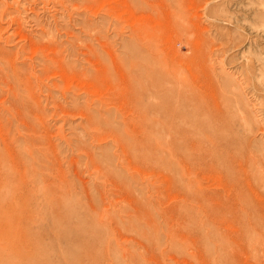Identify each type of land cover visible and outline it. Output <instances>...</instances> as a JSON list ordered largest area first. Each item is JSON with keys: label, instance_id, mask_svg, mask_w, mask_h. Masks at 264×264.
Segmentation results:
<instances>
[{"label": "rangeland", "instance_id": "rangeland-1", "mask_svg": "<svg viewBox=\"0 0 264 264\" xmlns=\"http://www.w3.org/2000/svg\"><path fill=\"white\" fill-rule=\"evenodd\" d=\"M252 223L264 0H0V264H261Z\"/></svg>", "mask_w": 264, "mask_h": 264}, {"label": "bare ground", "instance_id": "bare-ground-1", "mask_svg": "<svg viewBox=\"0 0 264 264\" xmlns=\"http://www.w3.org/2000/svg\"><path fill=\"white\" fill-rule=\"evenodd\" d=\"M128 6V5H127ZM130 6H132V4H129V6L128 7H130ZM128 9V8H127ZM132 14H133V11H132ZM132 16V15H131ZM133 17H134V15H133ZM133 22H135V21H133ZM138 25V24H137ZM149 34V30L147 29V28H145L144 26H143V24H141V26L139 27H135L134 28V30H133V35H134V39H135V41H137V42H139V43H143V44H146V43H149V37H146L147 35ZM152 36V35H151ZM105 46H107V45H105ZM138 76H142V75H144V76H146V78L147 79H149V80H151L152 81V87H154L155 88V86H157L156 84H155V82L152 80V79H155V73H154V71L153 70H148V71H144V69H139L138 71H137V73H136ZM122 83H124V85H123V88H124V90L125 91H123V93H125V95H126V97H128L127 95H131V97L133 98L132 100H130L131 101V104H133V105H138V103L139 102H142L144 99H146V95L147 96H150L149 94H150V90L149 89H147V87H146V90H143V89H140V94H139V98L142 100V101H136V104H135V98H134V96H136L137 94H138V92H137V90H136V88L135 87H133V86H130L129 84H128V81H127V77H126V80H124ZM124 95V96H125ZM128 99H129V97H128ZM173 112V114H177V113H179V117H180V119L181 120H183V121H186L187 120V116L185 115V113L184 112H177L176 113V111H172ZM173 116V115H172ZM196 119H198V118H196ZM189 120V119H188ZM187 120V121H188ZM195 122H199V124H200V121H195ZM196 124H198V123H196ZM181 126H183V124L182 123H179V124H172V126L170 127V131L171 132H173V133H175L174 134V139H176V135H177V132L181 135V137L178 139V141H181L180 142V144H179V146H177V144L175 145L173 142H172V146H173V152L174 153H176V154H178V155H181V157L180 158H182L183 160H196L197 161V159L199 160L201 157H202V155L203 154H205L206 152H204L203 151V149L201 150V148H199V149H197V148H195V150L197 149V152L195 153V152H193V153H195V154H191L190 152H186V144H187V142H193V144L196 146V144H195V142L196 141H194L195 139H198V137L197 138H195L194 137V135L193 134H191L190 136L187 134V132H185V129L184 128H182ZM185 135L187 136V137H185ZM199 142V141H198ZM200 143V142H199ZM199 143H197L198 145H199ZM192 144V143H191ZM197 145V146H198ZM199 147H200V145H199ZM192 150H194V148L192 149ZM178 155H177V158H178ZM176 156V155H175ZM179 159V158H178ZM181 159V160H182ZM180 160V161H181ZM181 161V162H183V167H184V162H186V161ZM179 161V162H180ZM202 160H200L199 161V163L201 162ZM193 162V161H192ZM204 161H202V163H203ZM189 164H190V162H188ZM198 162H195V164H197ZM198 163V164H199ZM201 163V165H203ZM194 164V163H193ZM193 164H190V167L193 165ZM197 164V165H198ZM218 164V163H217ZM181 165H182V163H181ZM188 164H187V162H186V166H187ZM196 165V166H197ZM200 164L198 165V167L199 166H201ZM185 166V167H186ZM173 167V169H174V166H172ZM188 167H189V165H188ZM188 167H187V169H188ZM192 168V167H191ZM195 168V167H194ZM193 168V169H194ZM197 168V167H196ZM202 168V167H201ZM172 169V168H171ZM186 169V172L188 171ZM221 169V168H220ZM190 171V170H189ZM192 171H195V169L194 170H192ZM197 171H200V173H201V171L203 172L204 171V167H203V170H200V169H197ZM213 171H215V168H214V170ZM185 172V173H186ZM165 173V172H164ZM190 173V172H189ZM195 174H196V171L194 172ZM166 174V173H165ZM186 175H187V173H186ZM197 175H198V173H197ZM165 177H164V179H166L165 181L168 183L169 182V184H171L172 183V179L170 178V176L169 175H164ZM168 176V177H167ZM194 176V175H193ZM174 177V176H173ZM174 178H176V177H174ZM179 178V177H178ZM180 178H181V175H180ZM175 180V179H174ZM180 180V179H179ZM182 180V179H181ZM182 182V181H181ZM169 184H167L168 185V187H169ZM178 184V183H177ZM165 185V187L164 188H167V186H166V184H164ZM171 187V186H170ZM167 190V189H166ZM177 190V189H176ZM175 191V190H174ZM169 192H170V188H169ZM179 191H177L175 194H179L178 193ZM180 193H181V191H180ZM182 194V193H181ZM223 202V201H222ZM201 204L203 203V202H200ZM219 203V202H218ZM228 203V201L227 200H224V208L225 207H229V205L227 204ZM203 207L205 208V209H207L208 211H210V213L211 212H219V213H221L222 214V216H223V214L224 213H226V211H224L223 209L220 211V210H218V207H212V206H208L206 203L205 204H203ZM258 213V212H257ZM257 213H255V214H257ZM260 213V212H259ZM221 214H219L220 216H221ZM227 215V214H226ZM258 215V214H257ZM243 216V215H242ZM254 216V215H253ZM244 217V216H243ZM256 217V216H255ZM254 217V218H255ZM261 217V216H260ZM234 218V220L235 221H237V222H239V221H241V216H239V215H235V217H233ZM246 219V218H245ZM256 219V218H255ZM260 219V218H259ZM244 220V219H243ZM255 221V220H254ZM253 222V221H252ZM256 222V221H255ZM241 223V222H240ZM248 223V222H247ZM261 223V222H260ZM251 224V223H250ZM255 224V225H254ZM253 226V227H252ZM252 226L250 225L249 226V228L248 229H246V232H245V240H247V243L250 245L249 247H251L252 249H251V251H252V254H251V256L253 257V258H259V257H264V228L263 227H261L260 225H257V223H252ZM263 226V225H262ZM244 227V226H243ZM64 235V234H63ZM77 238L79 239V236H77ZM82 240V239H81ZM81 240H79V241H81ZM82 243V242H81ZM247 245V244H246ZM248 247V246H247ZM231 248V247H230ZM245 248H246V246H245ZM230 250V249H229ZM247 250H248V248H247ZM250 252V251H249ZM254 260V259H253ZM263 260H264V258H263ZM262 261V260H261ZM251 263H252V261H251ZM264 263V262H263ZM263 263H261V264H263ZM254 264V263H253Z\"/></svg>", "mask_w": 264, "mask_h": 264}]
</instances>
